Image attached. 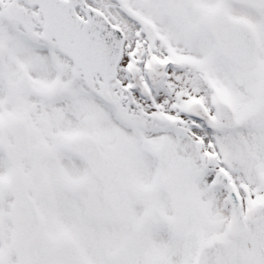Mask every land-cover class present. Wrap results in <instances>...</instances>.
Segmentation results:
<instances>
[{
	"label": "snow or ice",
	"instance_id": "obj_1",
	"mask_svg": "<svg viewBox=\"0 0 264 264\" xmlns=\"http://www.w3.org/2000/svg\"><path fill=\"white\" fill-rule=\"evenodd\" d=\"M0 264H264V0H0Z\"/></svg>",
	"mask_w": 264,
	"mask_h": 264
}]
</instances>
